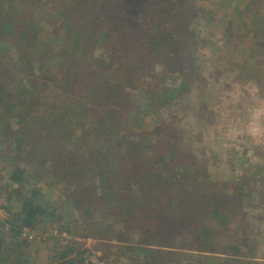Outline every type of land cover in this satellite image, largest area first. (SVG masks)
Returning <instances> with one entry per match:
<instances>
[{"label":"rangeland","instance_id":"374dc122","mask_svg":"<svg viewBox=\"0 0 264 264\" xmlns=\"http://www.w3.org/2000/svg\"><path fill=\"white\" fill-rule=\"evenodd\" d=\"M43 1L51 16L78 22L52 35L47 51L34 45L42 30L39 11L27 25L0 24V83L13 86L17 96L22 87L36 95L30 104L35 118L24 127L20 119L14 126L9 110L5 114L9 102L0 109V185L13 167H25L24 183L13 186L11 198L9 190H0V205L11 213L0 215V228L10 237L12 225L24 224L25 195L46 210L44 221L31 227L46 236L33 241L20 236L24 247L38 248L31 252L32 264H54L58 251L72 243L89 248L93 264H129L133 256L120 245L138 244L161 249L157 259L163 264H264V0H233L236 14L225 8L231 0H164L152 21L140 25L170 15L175 25L158 20L157 30L177 34L164 48L173 54L163 62L136 64L127 42L107 32L100 41L106 39L112 53L108 73L94 66L92 56H71L66 48L96 40L101 9L117 2L89 0L93 9L83 15L81 0ZM69 74L78 81L66 79ZM54 77L61 89L39 98ZM103 80L109 89L100 103L74 108L62 119L66 94L79 98L89 92L86 84L97 87ZM53 109L61 117L46 126L44 110ZM80 112V129L89 130L93 121L103 126L111 116L108 129L121 134L115 147L107 139L114 136L101 130L103 149L91 167L80 161L85 157L80 152L62 151L57 136L60 128L74 126ZM215 206L218 215L211 213ZM94 223L98 227L90 229ZM201 239L206 248L191 246ZM228 241H236L241 253L219 250Z\"/></svg>","mask_w":264,"mask_h":264},{"label":"trees","instance_id":"16d2710c","mask_svg":"<svg viewBox=\"0 0 264 264\" xmlns=\"http://www.w3.org/2000/svg\"><path fill=\"white\" fill-rule=\"evenodd\" d=\"M51 1V0H50ZM112 1V0H111ZM181 3L184 2V0H180ZM114 2H117L118 5H115L112 7L111 5H106L101 9V15L98 17V21L100 23V28L102 29L100 31V35L97 36L96 40H88L85 39L81 43H74L72 45V48H66V52L71 53V56L76 55H83L84 58H90V56L93 57L96 62H94V66L98 64L97 66L101 67L104 71V73H108V62L110 59V56H112V53H109L108 50L104 46V42L100 41V36L107 34L110 36H113L116 41H126L127 42V51L130 55L131 59L134 63L138 64L140 62H147L149 60L155 59L157 61L163 62L166 58H169L173 52L170 50H166L164 48H168L170 42L172 43L171 39L176 37V33L168 34L164 29L162 31L157 30V21L161 20L163 26H165V22H167V26H170L172 24L175 25L174 20H172L168 15V18L166 21H163V18L156 19L154 24H142L140 22H146V21H152L151 14L158 10L160 7L159 4L164 3V0H114ZM172 2H174L172 0ZM5 3V4H3ZM145 3V4H143ZM44 1L43 0H3L0 2V24L3 23V21L10 20V23L13 26H23L27 25L31 16L39 11V15L42 16V19H37L40 24H42V30L38 35L37 48H41L43 46V51L49 50V47H51V39L52 35L59 34L62 29H65L66 26H75L77 25L74 22H78V20H73L72 22L67 21L65 18H59L57 16H51L47 11H51V8L48 7L46 10L43 6ZM57 4V3H56ZM55 5V3H53ZM79 6V9L83 13V15L90 13L93 9V3L89 0H81L79 3H77ZM137 6L139 7L137 9ZM167 6V5H165ZM135 8V9H133ZM158 8V9H157ZM165 8V7H164ZM127 14V19H131L129 22H125L126 18L122 17V13ZM141 15V16H140ZM86 18V16H85ZM63 19V20H62ZM97 20H95L97 24ZM160 23V24H161ZM139 25V26H138ZM111 27V30L108 28ZM130 26V28H128ZM72 27H68L67 29H71ZM74 28V27H73ZM127 28L129 31H127ZM152 28V29H151ZM109 30V31H108ZM130 34V36L127 39L126 34ZM63 36V34H62ZM172 36V37H171ZM107 37V36H106ZM21 38H18L17 42ZM83 39V38H82ZM125 39V40H123ZM47 40L49 42H47ZM58 41H61L60 38L57 39ZM130 40L131 44H130ZM15 42V47L18 48V43ZM94 44L93 46L91 44ZM1 44V43H0ZM7 44V43H2ZM38 44H40L38 46ZM81 51H80V47ZM4 49V48H3ZM72 50V51H68ZM195 52L198 50L195 48ZM5 53V49L3 50ZM30 62V61H29ZM77 69V73L80 75L79 68L75 66ZM35 68V67H34ZM36 69V68H35ZM74 72V71H73ZM75 73V72H74ZM66 79H70L71 82L78 81L79 77L75 74H69ZM65 78L62 80L64 81L63 84H65ZM56 77H54L53 82L50 83V85H47L44 90H39V98H42L45 93L50 94V91H53V88L61 89V85H57ZM97 87L94 85L87 84L85 87H88L90 90L89 92L81 93L80 97H76V94L69 93V95H65L64 104L62 105V108L64 109L62 114V119L66 120L65 116L67 113H73V110L75 112V109L78 110H84L85 107L88 106V104H98L101 102L100 98L102 95V91L105 92L107 89H109V86L106 85L105 80L99 83ZM45 83L42 84V87H44ZM21 93L17 96V94H14L13 86L7 87L4 83H0V109L3 105L8 103V105L5 106V114L8 112V110L13 115V121L14 126L15 123H18L19 119L21 120V123L24 124V126L28 125L26 122H31L33 118H35V115H31L32 111L34 112V108L31 106L32 103H35L36 95L33 93V91L28 90L26 87H22ZM146 93L141 89V91ZM114 91L112 90V93L110 96L114 95ZM54 96V95H53ZM150 96H152L150 94ZM19 99H18V98ZM80 98L82 100H80ZM20 103L22 105H20ZM31 104V105H30ZM75 108V109H74ZM38 110V109H37ZM71 111V112H70ZM30 115V116H29ZM38 115V114H37ZM83 116L82 112H80L76 117L78 118L77 121L74 122V126H71L69 129L66 128H60L59 133L57 134L58 138L62 139L61 150L64 152H67V150L70 151H78L81 154H83L85 157L80 160L82 162L88 163L86 167H91V160L95 156H97L100 151L103 149V143L100 141V139L104 136V134H101V130H106L107 133H111L114 137L113 138H107L113 144V146L117 147L119 146L120 142H117V139L121 137V134L119 131L115 128L114 131L111 132V130L108 129L107 123L111 122V116L106 117V124L104 123L103 126L96 127L94 121L91 123V128L89 130L84 131L80 129L78 126L82 123H78ZM96 116V115H95ZM31 117V118H30ZM58 117V114H56L55 110L53 109L51 112L44 110V119L42 121H45L46 126L53 125ZM15 119V120H14ZM11 120V117H10ZM66 126V125H62ZM29 135V134H28ZM27 135V136H28ZM100 143V145H99ZM108 144V143H107ZM20 146H22V141L20 143ZM93 146H95L93 148ZM112 146V145H111ZM120 147V146H119ZM25 167L21 165H16V167H13V170L11 172V176L9 177V181L5 183L4 188L5 190H9V198L12 197L13 194V186L20 185L24 183L25 178ZM6 193V192H5ZM22 193V192H21ZM25 195L21 196L22 198V213L24 214V224L18 225V223H12L14 225L11 226V236L8 237L5 233V231L0 228V264H32L31 262H34V259L31 255V252L38 251L37 249H34L31 251V247H24V241L20 238V231L19 228L22 226H28L32 228H36L39 224H41L44 221L43 216L45 215V208L40 205L39 203H35L33 200L28 199L24 197ZM3 206V205H1ZM4 208H7L6 206H3ZM7 210H9L7 208ZM221 209L219 206H215L211 209L212 214L218 215L220 213ZM10 212V210H9ZM11 214V213H10ZM14 222V221H13ZM110 224V223H109ZM100 225V223H99ZM95 226L98 227L97 224L94 223L93 227L90 229H93ZM210 228V227H209ZM214 227H211V231H205L206 233H203L202 239L204 241V237H207V234L210 235V232L213 231ZM68 230V229H66ZM70 232V230H69ZM205 238V239H206ZM201 239V244H193L192 247L203 249L206 248L204 246V242ZM122 240V239H120ZM124 241V240H123ZM235 242L230 243L228 241L227 247L228 248H219L221 251H227L230 254H239L241 252H238L239 246L235 244ZM225 244V245H226ZM178 246L181 248H185L189 246V243L186 242L184 244L178 242ZM184 246V247H183ZM121 248H123V253L128 252L131 256H133L129 260V264H163L160 261L158 262V257L161 256L162 251L161 249H150V247H144L141 244L134 245V247H126V245H120ZM76 245V243H72V245L67 246L66 249H61L57 253L58 260L54 264H93L91 260H88L87 257L91 254V250L89 248H79ZM128 249L131 250V252L128 251ZM33 252V253H35ZM74 255H71V254ZM30 257V260H29ZM27 258V259H26ZM239 260L236 259V261Z\"/></svg>","mask_w":264,"mask_h":264},{"label":"built area","instance_id":"2783aa9c","mask_svg":"<svg viewBox=\"0 0 264 264\" xmlns=\"http://www.w3.org/2000/svg\"><path fill=\"white\" fill-rule=\"evenodd\" d=\"M5 213L6 215L11 216L10 212L6 208L0 205V215H4ZM19 231H20V236L27 241H33V239L37 237H45L46 236L45 234H47L46 232H42V231L38 232L39 230H35L27 226L20 227ZM64 236L68 237V235L66 234Z\"/></svg>","mask_w":264,"mask_h":264},{"label":"crops","instance_id":"0c3cea01","mask_svg":"<svg viewBox=\"0 0 264 264\" xmlns=\"http://www.w3.org/2000/svg\"><path fill=\"white\" fill-rule=\"evenodd\" d=\"M232 3H233V0H231L230 1V3L227 5V7H225L227 10H229V12L232 14V13H235V11H232V7L234 8V7H236L237 5L236 4H233L232 5ZM224 4V3H223ZM242 4V2H240V4L239 5H241ZM236 14V13H235ZM0 190H1V192H6V190H5V188H4V186H1L0 185Z\"/></svg>","mask_w":264,"mask_h":264}]
</instances>
